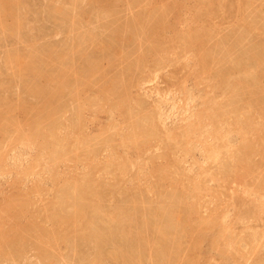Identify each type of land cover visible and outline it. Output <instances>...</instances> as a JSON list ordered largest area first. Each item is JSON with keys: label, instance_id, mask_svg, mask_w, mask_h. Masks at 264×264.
I'll return each mask as SVG.
<instances>
[{"label": "rangeland", "instance_id": "rangeland-1", "mask_svg": "<svg viewBox=\"0 0 264 264\" xmlns=\"http://www.w3.org/2000/svg\"><path fill=\"white\" fill-rule=\"evenodd\" d=\"M0 22V264H264V0H0ZM74 189L106 241L54 220Z\"/></svg>", "mask_w": 264, "mask_h": 264}, {"label": "bare ground", "instance_id": "bare-ground-1", "mask_svg": "<svg viewBox=\"0 0 264 264\" xmlns=\"http://www.w3.org/2000/svg\"><path fill=\"white\" fill-rule=\"evenodd\" d=\"M10 5V4H9ZM145 12V11H144ZM1 23V22H0ZM20 30V29H19ZM146 30V29H145ZM249 34V33H248ZM134 36V35H133ZM223 38V37H222ZM202 46V45H201ZM261 47V46H260ZM264 52V51H263ZM261 53H262V51H261ZM209 54V53H208ZM262 54H264V53H262ZM261 55V54H260ZM257 58V57H256ZM84 59V58H83ZM217 59V58H216ZM35 60V59H34ZM259 62V61H258ZM38 64V63H37ZM43 65V64H42ZM46 68V67H45ZM135 68V67H134ZM40 69V68H39ZM64 69V68H63ZM68 69V68H67ZM46 70V69H45ZM49 71V70H48ZM246 74V73H245ZM87 77V76H86ZM33 78V77H32ZM45 78V77H44ZM108 82V81H107ZM46 86V85H45ZM47 89V88H46ZM45 89V90H46ZM237 89V88H236ZM48 90V89H47ZM60 91V90H59ZM1 93V92H0ZM58 93V92H57ZM46 95V94H45ZM56 97V96H55ZM54 99V98H53ZM45 108V107H44ZM50 108V107H49ZM47 109V108H46ZM45 109V110H46ZM34 112H36V111H34ZM43 112V111H42ZM50 123V122H49ZM136 124V123H135ZM139 124V123H138ZM194 130H195V128H194ZM133 135V134H132ZM131 136V135H130ZM129 136V137H130ZM134 137V136H133ZM173 141V140H172ZM136 142H138V141H136ZM138 143H140V142H138ZM52 149H54V148H52ZM57 151V150H56ZM55 151V152H56ZM62 153V152H61ZM54 155H55V153H53ZM57 154V153H56ZM58 155V154H57ZM59 155H60V153H59ZM58 155V156H59ZM227 155V154H226ZM57 157V156H56ZM164 174V173H163ZM169 174V173H168ZM178 182V181H177ZM82 185V184H81ZM71 187V186H70ZM73 187V186H72ZM75 187V186H74ZM77 187V186H76ZM78 187H79V185H78ZM71 189V188H70ZM80 189H83V187H80ZM68 190V189H67ZM74 190H76V194L75 193H73L72 195H68V194H66L65 196H63L61 199H58V201H60L61 202V207H60V209L58 208V209H56L57 207H59V205H60V203H59V205L58 204H56V206L57 207H54L53 209L55 210H53L54 211V216H53V218H54V220H56L55 218H57V220L58 221H64V222H66V224L64 223L63 225H66L68 228H70V230L69 231H71L72 229L73 230H76L75 228V226H76V223L74 224V222H77L76 220H78V218H80V217H82V218H84L85 220H83V222H85L84 224H85V228H86V230L88 231V233H87V237H88V239H93V240H96V241H102L103 239L105 240L106 238H107V232L105 231L104 233H106V234H104V233H102L101 232V230H100V228H99V226H100V222H103V221H98V219H103L104 220V222H107V220H110V218L109 217H111L112 215L110 214V213H107V211H106V213H103V211L101 212V208L100 209H98V210H100V211H98V210H96L97 209V206H96V204H97V202H94L93 200H95L94 198L96 197L95 196V194H89V192H86V194L89 196V198L90 199H88V198H86L87 196H86V194H85V190L83 191V190H77V189H74ZM68 192H70V191H68ZM74 192V191H73ZM91 192H93L92 190H91ZM94 193V192H93ZM175 193V192H174ZM63 195V194H62ZM61 195V196H62ZM85 198L86 199H88V200H86V201H84L85 200ZM97 198V197H96ZM30 200V199H29ZM99 200V199H98ZM98 200H96V201H98ZM57 201V200H56ZM142 201V200H141ZM24 202V201H23ZM100 202V201H99ZM102 202V201H101ZM139 202V201H138ZM101 204V203H100ZM99 204V205H100ZM134 204H136V203H133L132 204V206H135ZM138 204V203H137ZM180 204V203H179ZM98 205V204H97ZM98 205V206H99ZM139 205V204H138ZM137 205V206H138ZM144 205V204H143ZM129 207V206H128ZM139 207H140V205H139ZM141 207H142V204H141ZM5 208V207H4ZM123 209V208H122ZM126 209V208H125ZM57 210V211H56ZM61 210V211H60ZM157 210V209H156ZM169 210V209H168ZM167 210V211H168ZM53 211H52V213H53ZM58 211H60L61 213H59ZM127 211V210H126ZM118 212V211H117ZM112 213V212H111ZM119 213V212H118ZM124 213H125V211H124ZM124 213H122V214H124ZM135 213V212H134ZM139 213V212H138ZM63 214V215H62ZM116 214V213H115ZM129 214H130V211H129ZM129 214H124V215H129ZM145 214V213H144ZM155 214V213H154ZM157 214V213H156ZM92 215V216H91ZM136 215V214H135ZM143 215V214H142ZM146 215V214H145ZM171 215V214H170ZM15 216V215H14ZM18 216H19V214H18ZM62 216V217H61ZM64 216H66L65 218H64ZM114 216V215H113ZM112 216V217H113ZM118 216V215H117ZM172 216V215H171ZM111 217V218H112ZM115 217V216H114ZM133 217H136V216H133ZM52 218V217H51ZM139 218V217H138ZM50 219V218H49ZM114 219V218H113ZM120 219H122L121 217H120ZM131 219V218H130ZM169 219H172V218H169ZM112 220V219H111ZM110 220V221H111ZM137 220V219H136ZM156 220V219H155ZM53 221V220H52ZM167 222L169 221V220H166ZM185 221V220H184ZM132 222V221H131ZM131 222H128V223H131ZM157 222V221H156ZM119 223H121V220H119ZM118 223V224H119ZM125 223H126V221H125ZM181 223V222H180ZM83 224V225H84ZM107 224H108V222H107ZM133 224V223H132ZM176 224V223H175ZM178 224V223H177ZM62 225V224H61ZM74 225V226H73ZM120 225V224H119ZM124 225V224H123ZM128 225V224H127ZM168 225H170V224H168ZM65 226V227H66ZM73 226V227H72ZM75 227V228H74ZM103 227V226H102ZM101 227V228H102ZM118 227V226H117ZM124 226H122L121 228H123ZM128 227V226H127ZM167 227V226H166ZM175 227H177V226H175ZM182 227V226H181ZM60 228H61V226H60ZM72 228V229H71ZM84 228V229H85ZM126 228V227H125ZM137 228V227H136ZM159 228V227H158ZM162 228V227H161ZM16 229V228H15ZM142 229V228H141ZM147 229V228H146ZM173 229V228H172ZM181 229V228H180ZM17 230V229H16ZM62 230V232H63V230L65 231V229L63 228V229H61ZM72 230V231H73ZM124 230V229H123ZM144 230V229H143ZM7 231V230H6ZM20 231H21V229H20ZM66 231H68V230H66ZM125 231H126V229H125ZM127 231H128V229H127ZM130 231V230H129ZM132 231V230H131ZM161 231H163V230H161ZM176 231H179V230H176ZM12 232V231H11ZM23 232V231H22ZM60 232V231H59ZM74 232H76V231H74ZM122 232V231H121ZM168 232V231H167ZM51 233V232H50ZM65 233V232H64ZM64 233H62V234H64ZM141 233V232H140ZM148 233V232H147ZM163 233V232H162ZM10 234V233H9ZM15 234V233H14ZM52 234V233H51ZM57 234H58V232H57ZM57 234H55V235H57ZM67 234V236L69 235L68 234V232L66 233ZM65 234V235H66ZM122 234V233H121ZM155 234V233H154ZM153 234V235H154ZM157 234H158V232H157ZM157 234H156V236H157ZM164 234V233H163ZM43 235V234H42ZM46 235H48V234H46ZM59 235H61V234H59ZM72 235H74L73 233H72ZM72 235H70V236H72ZM122 235H126L127 236V234H122ZM158 235H160V233L158 234ZM166 235H167V233H166ZM169 235V234H168ZM173 235V234H172ZM183 235V234H182ZM20 235L19 234H17V236H16V240H18L19 238L21 239V237H19ZM52 236V235H51ZM80 236V235H79ZM139 236V235H138ZM181 236V235H180ZM41 237H43V236H41ZM49 237V236H48ZM53 238H54V236H52ZM56 237V236H55ZM61 237V236H60ZM60 237L57 235V241L58 240H60ZM76 237V236H75ZM167 237V236H166ZM44 238V237H43ZM52 238V239H53ZM63 238H65V237H63L62 236V239ZM127 238L128 239H132V238H130V236H127ZM164 238V237H163ZM23 239H24V237H23ZM40 239V238H39ZM44 239H46V238H44ZM49 239H51V237L49 238ZM51 239V240H52ZM143 239V238H142ZM166 239V238H165ZM167 239H169V237L167 238ZM173 239V238H172ZM176 239V238H175ZM183 239V238H182ZM1 240V239H0ZM43 240V239H42ZM65 240V239H64ZM63 240V241H64ZM108 240V239H107ZM135 240V239H134ZM138 240H139V238H138ZM151 240V239H150ZM163 240V239H162ZM4 241V240H3ZM11 241V240H10ZM44 241V240H43ZM54 241H55V239H54ZM62 241V242H63ZM106 241V240H105ZM132 241V240H131ZM141 241V240H140ZM143 241H145L144 239H143ZM142 241V243L141 242H138L139 244L141 243L142 244V247H146V248H152V246H151V244H150V242H148L147 240V242L145 241V242H143ZM154 241V240H153ZM156 241V240H155ZM172 241V240H171ZM12 242V241H11ZM19 242V241H18ZM23 242H24V240H23ZM46 242V241H45ZM52 242H53V240H52ZM64 242H66V240L64 241ZM133 242V241H132ZM137 242V236H136V241H135V243ZM152 242V241H151ZM187 242V241H186ZM0 243H1V241H0ZM13 243V242H12ZM48 243V242H47ZM106 243V242H105ZM131 243V242H130ZM153 243V242H152ZM5 244H6V242H5ZM54 244H55V242H54ZM67 244H68V240H67ZM107 244V243H106ZM140 244V245H141ZM157 244V243H156ZM160 244V243H159ZM16 246H17V244H15ZM46 246V248H47V250H48V247H49V245H48V247H47V245H45ZM106 246V245H105ZM115 246V245H114ZM159 246V245H158ZM172 246V245H171ZM170 246V247H171ZM44 247V246H43ZM182 247V246H181ZM45 248V247H44ZM52 248H54V247H51V249ZM116 249V248H115ZM118 249H120L119 247H118ZM157 249H158V247H157ZM170 249V248H169ZM172 249V248H171ZM181 249V248H180ZM178 250V249H177ZM159 251V250H158ZM161 251V250H160ZM164 251V250H163ZM120 252V251H119ZM151 251H149V253H150ZM171 252H173V251H171ZM171 252H170V254H171ZM183 252V251H182ZM248 252H249V250H248ZM118 254V253H117ZM180 254V253H179ZM150 255V254H149ZM97 256V255H96ZM151 256V255H150ZM163 256V255H162ZM165 256V255H164ZM172 256V255H171ZM174 256H176L175 255V253H174ZM177 256H178V254H177ZM177 256L175 257V258H177ZM133 257V256H132ZM167 257V256H166ZM183 257V256H182ZM116 258V257H115ZM153 258H154V256H153ZM157 258V257H156ZM159 258V257H158ZM171 258H173L174 259V257H171ZM130 259V258H129ZM166 259V258H165ZM96 260V259H95ZM167 260V259H166ZM179 260V259H178ZM177 260V261H178ZM136 262V261H135ZM140 262V261H139ZM164 262V261H163ZM169 262V261H168ZM171 262V261H170ZM128 263V262H127ZM170 264V263H169ZM174 264V263H173Z\"/></svg>", "mask_w": 264, "mask_h": 264}]
</instances>
